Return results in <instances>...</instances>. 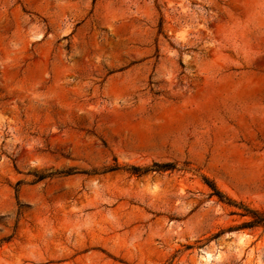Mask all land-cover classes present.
<instances>
[{
    "label": "rangeland",
    "instance_id": "374dc122",
    "mask_svg": "<svg viewBox=\"0 0 264 264\" xmlns=\"http://www.w3.org/2000/svg\"><path fill=\"white\" fill-rule=\"evenodd\" d=\"M204 179L264 212V0H0V264H264Z\"/></svg>",
    "mask_w": 264,
    "mask_h": 264
},
{
    "label": "trees",
    "instance_id": "16d2710c",
    "mask_svg": "<svg viewBox=\"0 0 264 264\" xmlns=\"http://www.w3.org/2000/svg\"><path fill=\"white\" fill-rule=\"evenodd\" d=\"M120 169H122L120 166L115 165L106 169L105 173L118 171ZM172 169H174L173 164H154L152 167L149 168L131 167L129 171L135 175L140 176L151 171H168ZM204 181L205 184L211 189L212 195L216 196L220 202H223L229 206L239 209L241 212L238 215L248 219L247 221L243 222L241 225L236 227L235 231H252L259 228H262L264 230V212L256 211L243 205H238L236 202H234L230 198H227L221 191H219L213 182L208 179H204Z\"/></svg>",
    "mask_w": 264,
    "mask_h": 264
}]
</instances>
